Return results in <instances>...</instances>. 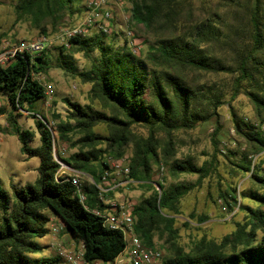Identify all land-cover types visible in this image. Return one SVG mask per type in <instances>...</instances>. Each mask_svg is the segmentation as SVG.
I'll return each instance as SVG.
<instances>
[{"label":"trees","instance_id":"16d2710c","mask_svg":"<svg viewBox=\"0 0 264 264\" xmlns=\"http://www.w3.org/2000/svg\"><path fill=\"white\" fill-rule=\"evenodd\" d=\"M84 1L18 0L16 20L28 19L43 36H49V26L74 25L71 19L87 10ZM125 1L131 5V23L143 26L155 38L146 58L136 55L126 39L122 45L116 44L122 35L117 32L110 40L101 33L77 36L69 40V47L59 48L57 67L91 84L92 96L110 111L107 115L66 99L68 119L55 127L66 143L71 142V133L83 134L80 141L72 143L80 146L79 152L69 160L61 159L94 181L82 184L85 203L75 186L57 177L60 165L49 120L37 121L41 144L33 147L35 133L21 129L14 114H9L21 153L27 159L38 158L40 163L33 184L15 188L12 195L0 184V264H68L59 255L41 260L30 257L43 249L37 239L51 233L50 215L60 219L65 231L83 245L88 262L114 260L126 242L121 231L105 228L93 213L95 208L107 207L101 203L96 185L108 168L107 157L121 159L129 148L133 151L129 178L151 192L134 206L135 232L150 247L156 246L157 235L168 234L169 246L165 244L170 254L163 264H264V174L253 166L255 157L264 153V0H231L223 13L220 4L197 7L196 0ZM69 48L92 57L98 52L99 56L93 57L89 70L80 71ZM50 67L46 51L34 60L28 54H18L6 68L0 67V95L8 98L14 112H35L36 103L46 99L36 76L46 74ZM207 74L229 77L230 81L208 85L203 82ZM242 93L253 106V122L240 117L233 106ZM226 105L234 131L245 145L240 159L232 162L236 175L251 172L263 193L251 192L259 207L244 206L249 215L245 225L220 241L202 238L185 251L175 228L181 201L214 173L215 166L210 161L198 166L191 159H176L172 136L211 121L216 124L214 137L218 136L223 129L219 109ZM100 124L107 126V136L95 133ZM137 127L146 129L147 136L137 134ZM161 134L165 140L158 138ZM214 144L217 147V141ZM237 154L229 150L226 157ZM162 164L175 177L197 175L198 180L168 187L153 182V166ZM232 198L236 202V197ZM227 206L232 210L230 202ZM199 220L203 223L206 218Z\"/></svg>","mask_w":264,"mask_h":264},{"label":"rangeland","instance_id":"374dc122","mask_svg":"<svg viewBox=\"0 0 264 264\" xmlns=\"http://www.w3.org/2000/svg\"><path fill=\"white\" fill-rule=\"evenodd\" d=\"M88 1L85 0L84 5H87ZM17 2L18 0H0V60L5 58L3 55L8 50L22 41H31L43 37L41 32L32 26L30 20H16L15 6ZM230 3L231 0H196L197 7L204 4L207 7L220 4L222 13ZM111 8L114 15L113 32L122 34L117 38L116 44L122 45L126 39L129 41L130 49L136 55L146 58L149 45H153L155 42L152 32L143 26H135L131 23V5L125 0H117V2L111 4ZM85 16L86 14L83 12L71 20L76 25ZM63 27L65 26L61 25L57 29H52L51 26L48 27V37L52 41L46 52L50 57L51 67L46 74L37 75L36 78L43 86L45 84L51 86V96H46L45 100H40L36 103L35 112L37 114L25 110L14 112L8 98L0 95V184L2 189L11 195L15 188L20 189L36 181L39 175L38 167L40 161L38 158L27 159L21 153V143L12 130L13 124H10L8 119L10 113L14 114L21 129L35 133V139L31 143L33 147H39L41 144L37 121L42 120V118L49 120L56 161H61V158L69 160L73 154L78 153L80 146L73 147L72 143H77L83 137V134L79 133V131L71 133V142L66 143L60 140L58 131L55 130L56 124L68 119L70 107L65 102L66 99H70L71 102L81 106H90L96 111L110 115L109 109L104 108L92 96L91 84L84 83L80 77L57 67L60 56L59 48L64 45L56 41V37ZM107 37L110 40L113 37V33L107 35ZM69 52L73 54L76 66L80 71L89 70L94 62L93 57L99 56L98 52L93 53L92 57V54L88 56L86 52L78 51L75 48H69ZM10 63L6 60L0 61V67L6 68ZM229 81V77L223 78V76L217 77L211 74H207L203 78V82L208 85L215 83L224 84L229 83ZM233 106L240 117L248 121H254L253 106L245 94H240L233 102ZM219 113L223 129L216 137H214L215 121L199 124L190 131L176 132L172 136L175 143L176 159H191L198 166L210 161L215 166L214 173L206 178L200 186L195 187L181 201V213L176 216L175 228L178 230V243L185 251H190L194 244L202 238L220 241L225 236L235 232L240 225H245L249 221V215L244 206H250L253 209L259 207L258 203L251 198V192L263 193L259 184L251 178V172L238 173L236 175L237 169L232 162H237L240 159L241 152L245 150V145L234 131L229 107L227 105L221 107ZM94 131L101 136H107L108 134L105 124L96 126ZM135 132L140 136H147V130L144 128L137 127ZM158 138L161 140L166 139L163 134L158 135ZM214 140L218 143L217 147L214 144ZM229 150L238 154L227 159L226 153ZM132 152V148H129L124 157L130 160ZM63 163L69 167L65 171V176L77 177L81 184L91 181L90 176L87 174L77 172L67 162ZM253 166H256V171L260 175L264 174V153L255 157ZM197 180V175L175 177L169 168L163 164L153 166L152 181L160 182L166 187L176 184H194ZM154 186L158 190L156 183H154ZM122 193H127V200L134 205L151 195L148 188L136 182L124 187L119 194ZM232 197H236V202H234L235 200ZM115 198L116 195L110 197V199ZM226 201L230 202L232 210L227 206ZM235 203L237 204L235 205ZM204 217L206 221L202 223L199 219ZM259 234L261 236V233ZM168 239L167 233L163 237L159 235L155 237V244L163 253V261L170 254ZM37 242L43 246V249L30 255L31 258L36 260L57 256L60 246L67 250H74L82 245L73 239L65 231L63 223L56 219L51 223V233L44 238L37 239ZM165 242H167L168 246H166Z\"/></svg>","mask_w":264,"mask_h":264},{"label":"built area","instance_id":"2783aa9c","mask_svg":"<svg viewBox=\"0 0 264 264\" xmlns=\"http://www.w3.org/2000/svg\"><path fill=\"white\" fill-rule=\"evenodd\" d=\"M114 2H117V0H89L85 18L79 24L63 27L58 33L56 41L69 47V40L77 36L88 38L98 33L105 35L112 34L114 15L111 4ZM51 41L48 36L31 41H22L8 50L3 55L5 58H1L0 61L6 60L11 62L18 54H28L34 60L49 48ZM43 87L45 95L51 96V86L45 84ZM61 161H57L60 165L57 177L64 178L65 180L63 181L70 182L75 186L81 203H85L86 196L83 193L82 184L77 177L65 176V171L69 167ZM129 161L126 157L121 159H116L112 156L107 157L108 168L102 177V182L96 185L99 190L101 203L105 205L108 203L106 198L108 193L134 183L129 178L131 171ZM91 183L95 184L94 181ZM109 205L111 209L95 208L93 209V213L102 219L105 228L121 231L124 235L126 242L125 249L114 260L88 262L84 257L83 245L74 250H67L63 246H60L58 248V255L68 264H163L164 257L162 251L157 246L150 247L145 245L135 232V219L133 217L135 205L129 201L122 204L110 203Z\"/></svg>","mask_w":264,"mask_h":264},{"label":"crops","instance_id":"0c3cea01","mask_svg":"<svg viewBox=\"0 0 264 264\" xmlns=\"http://www.w3.org/2000/svg\"><path fill=\"white\" fill-rule=\"evenodd\" d=\"M90 179H91V181H90V183L93 181L92 180V178L90 177ZM122 189H124V188H121V189H119V190H117V191H112V192H110L108 195H106V198H107V201H108V203L110 204V203H118V204H122V203H125L126 201H128L127 199H128V194L127 193H122V194H119L120 192H122ZM125 192V191H124ZM131 193V192H130ZM113 195H116V198L115 199H110V197L111 196H113ZM120 196V197H119ZM106 204V206L107 207H105V208H110L111 209V206L109 205V204ZM50 219H51V222H50V229H51V223H52V221L54 220V219H56V220H58L60 223L62 222V221H60L58 218H56V217H54V216H51L50 215ZM63 223V222H62ZM63 227H64V223H63ZM72 237V236H71ZM73 238V237H72ZM74 239V238H73Z\"/></svg>","mask_w":264,"mask_h":264}]
</instances>
